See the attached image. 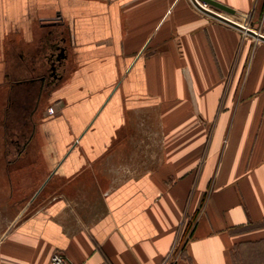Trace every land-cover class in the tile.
I'll return each instance as SVG.
<instances>
[{
    "label": "crops",
    "instance_id": "crops-1",
    "mask_svg": "<svg viewBox=\"0 0 264 264\" xmlns=\"http://www.w3.org/2000/svg\"><path fill=\"white\" fill-rule=\"evenodd\" d=\"M216 1L264 35V0ZM55 42L58 116L42 159L7 161L0 264H264V41L191 0H0L1 81Z\"/></svg>",
    "mask_w": 264,
    "mask_h": 264
},
{
    "label": "rangeland",
    "instance_id": "rangeland-1",
    "mask_svg": "<svg viewBox=\"0 0 264 264\" xmlns=\"http://www.w3.org/2000/svg\"><path fill=\"white\" fill-rule=\"evenodd\" d=\"M8 81L0 80V191L5 193L10 191L6 173H10L12 170L7 161L42 159L38 150L39 145L43 142L42 130L53 117L58 116L57 106L49 100L47 94L43 93L34 107L37 89L34 87L30 90L27 85H10ZM49 107L53 108L52 112L48 111ZM33 125V135L23 151L19 153L20 147L31 134ZM33 169L40 171L41 168L36 166ZM44 192L45 190L41 195Z\"/></svg>",
    "mask_w": 264,
    "mask_h": 264
},
{
    "label": "flooded vegetation",
    "instance_id": "flooded-vegetation-1",
    "mask_svg": "<svg viewBox=\"0 0 264 264\" xmlns=\"http://www.w3.org/2000/svg\"><path fill=\"white\" fill-rule=\"evenodd\" d=\"M43 59L44 62L36 70H31L27 65L24 72L25 76L16 81V83H21V85H27L29 89H33L34 87L37 89L35 97L36 103L42 97L43 93L48 94L50 87L56 80L61 78L62 73L59 69L63 65L64 49L55 42L43 54Z\"/></svg>",
    "mask_w": 264,
    "mask_h": 264
},
{
    "label": "water",
    "instance_id": "water-1",
    "mask_svg": "<svg viewBox=\"0 0 264 264\" xmlns=\"http://www.w3.org/2000/svg\"><path fill=\"white\" fill-rule=\"evenodd\" d=\"M191 1H192L193 5L198 10H200L201 12H204L205 14H207V15H209V16H211V17H213L219 21H222L228 25H231V26L239 29L240 31L244 32L247 35H250V36H252L258 40L264 41V35L263 34L253 30L250 27H247L243 24L235 22L226 16H223L219 12H217L211 8L206 7V5H209L211 7H214L218 10H222V11L230 13V14H233L235 12V10L232 7H230L226 4H223L221 2H218L216 0H191ZM54 23L55 22H53V24Z\"/></svg>",
    "mask_w": 264,
    "mask_h": 264
},
{
    "label": "built area",
    "instance_id": "built-area-1",
    "mask_svg": "<svg viewBox=\"0 0 264 264\" xmlns=\"http://www.w3.org/2000/svg\"><path fill=\"white\" fill-rule=\"evenodd\" d=\"M52 107H49L48 111L52 112ZM49 264H72L69 258L61 251H54L49 260Z\"/></svg>",
    "mask_w": 264,
    "mask_h": 264
}]
</instances>
